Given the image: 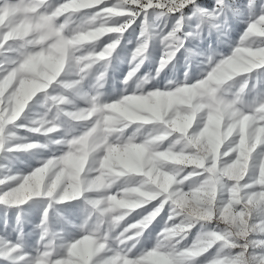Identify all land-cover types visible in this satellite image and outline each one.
Wrapping results in <instances>:
<instances>
[{"label":"clouds","instance_id":"9594fccd","mask_svg":"<svg viewBox=\"0 0 264 264\" xmlns=\"http://www.w3.org/2000/svg\"><path fill=\"white\" fill-rule=\"evenodd\" d=\"M0 21V264H264V0Z\"/></svg>","mask_w":264,"mask_h":264},{"label":"rangeland","instance_id":"374dc122","mask_svg":"<svg viewBox=\"0 0 264 264\" xmlns=\"http://www.w3.org/2000/svg\"><path fill=\"white\" fill-rule=\"evenodd\" d=\"M9 2L12 4H27L28 0H9ZM199 2L206 7H211L212 3H214V0H199ZM3 3H4V0H0V4H3ZM3 24H4V22L0 21V27H2ZM240 30H242V26L237 25L236 30L232 34L233 38L237 37ZM223 50L227 51V48L224 47ZM26 90H30V89H26ZM32 163H34V162H32ZM81 163H82V161H81L80 157L75 156V155H71V154L69 155V158L67 161V166L69 168L78 169L81 166ZM0 224H2V220H0ZM90 252H91V246L87 242H84V243L77 246L75 254L79 258L85 259V258L89 257Z\"/></svg>","mask_w":264,"mask_h":264},{"label":"snow or ice","instance_id":"6c2138e0","mask_svg":"<svg viewBox=\"0 0 264 264\" xmlns=\"http://www.w3.org/2000/svg\"><path fill=\"white\" fill-rule=\"evenodd\" d=\"M3 227V221H2V224H0V228H2Z\"/></svg>","mask_w":264,"mask_h":264}]
</instances>
